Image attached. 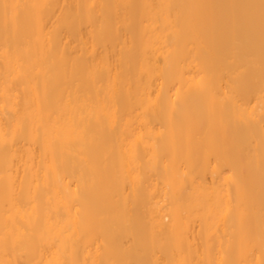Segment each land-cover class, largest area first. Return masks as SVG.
<instances>
[{"label": "bare ground", "instance_id": "bare-ground-1", "mask_svg": "<svg viewBox=\"0 0 264 264\" xmlns=\"http://www.w3.org/2000/svg\"><path fill=\"white\" fill-rule=\"evenodd\" d=\"M0 264H264V0H0Z\"/></svg>", "mask_w": 264, "mask_h": 264}]
</instances>
